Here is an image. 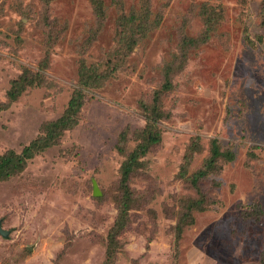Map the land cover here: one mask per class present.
I'll use <instances>...</instances> for the list:
<instances>
[{"label":"rangeland","instance_id":"obj_1","mask_svg":"<svg viewBox=\"0 0 264 264\" xmlns=\"http://www.w3.org/2000/svg\"><path fill=\"white\" fill-rule=\"evenodd\" d=\"M100 1L101 18L93 0H0V157L42 136L76 89L86 95L78 125L0 183V264H104L118 140L129 128L137 147L167 79L162 141L133 173L114 264H264V0ZM144 1L159 24L132 45L120 19ZM22 78L34 86L12 101ZM214 140L234 160L212 170Z\"/></svg>","mask_w":264,"mask_h":264},{"label":"trees","instance_id":"obj_2","mask_svg":"<svg viewBox=\"0 0 264 264\" xmlns=\"http://www.w3.org/2000/svg\"><path fill=\"white\" fill-rule=\"evenodd\" d=\"M93 4L97 9L98 18H101L104 14L102 2L93 0ZM151 17L152 11L149 1H144L138 10L133 8L126 17L123 15L120 19V26L123 27L120 33L121 38L131 42L132 45L137 44L142 38L141 33L146 34L151 28L158 26L160 14L157 15L154 21L151 20ZM27 80L22 78L14 83L15 87L9 93L12 101L17 100L26 91L27 87L34 86L33 81L28 84L25 83ZM81 80L84 86L93 87L97 84L96 78L89 75V72L85 69L81 70ZM169 88H171V82L167 79L162 91L156 94L154 105L152 107L144 105L147 124L143 129L132 133L134 136H138L139 144L137 147L133 151L128 152L127 145L131 140L129 138V128L122 132L118 140V150L125 154L126 160L121 168V180L119 182L120 196L117 198L119 215L107 236L106 260L104 264H114L117 250L122 248L119 237L128 225L130 212L136 201L130 186L133 173L144 167L145 163L142 160L148 155L154 145L162 141L160 122L164 118V113L160 108L159 95L161 92L169 90ZM85 97L84 89H76L63 116L56 121L45 124L42 136L31 142L20 154L11 150L0 157V183L21 173L26 168L29 160L55 145L66 131L73 130L78 125L79 114L85 105ZM196 151H200L198 143L190 147V157ZM222 157L229 161L234 160L233 153L231 151H221L217 140H214L209 158V168L213 170L212 166L215 164V160L217 161ZM189 158L188 160H190ZM205 175L204 171L198 172L192 176V180L198 182Z\"/></svg>","mask_w":264,"mask_h":264},{"label":"water","instance_id":"obj_3","mask_svg":"<svg viewBox=\"0 0 264 264\" xmlns=\"http://www.w3.org/2000/svg\"><path fill=\"white\" fill-rule=\"evenodd\" d=\"M94 196H101V193L97 187V184L94 182ZM10 234L9 231H7L6 229H4L3 227V222L0 220V235H2L3 237H8Z\"/></svg>","mask_w":264,"mask_h":264}]
</instances>
